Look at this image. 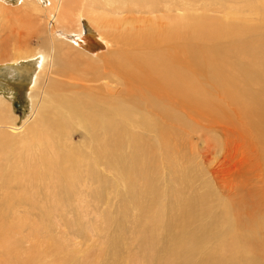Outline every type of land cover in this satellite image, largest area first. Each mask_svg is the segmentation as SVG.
<instances>
[{
  "label": "rangeland",
  "instance_id": "rangeland-1",
  "mask_svg": "<svg viewBox=\"0 0 264 264\" xmlns=\"http://www.w3.org/2000/svg\"><path fill=\"white\" fill-rule=\"evenodd\" d=\"M195 1L211 7L212 11L174 12L169 16L210 18L215 20L207 21L212 26L225 22L220 4ZM235 2L241 6L251 3L253 8L244 7L231 12L237 17L231 22L234 30H241L243 34L236 36L224 32L217 39L221 42L219 50H232L234 53L231 56L241 55L247 63L248 74L258 72L248 75L241 82L257 94L264 87V0ZM51 4V0H0V56L11 57L23 51L27 57L43 48L44 40L57 44L72 42L81 34L75 30H82L84 37L95 40L90 49L84 51L86 55L106 52L110 43L83 12L76 13L77 17L68 15L67 27L62 22L54 24L59 27H50ZM146 15L147 19L155 16ZM159 15L154 17V21L166 22ZM115 16L120 18L122 14L112 15ZM117 33L118 39H121L123 31ZM31 63V60H25L21 64L30 66ZM10 65H0V102H3L0 111L8 115L10 124L0 126V234L4 233L3 239H9L6 251H0V264H16L20 258L19 261L24 260L23 264H171V257L177 258L179 264H186L190 251L195 250L196 254L189 264H200L205 252L211 251L220 258L243 241L248 253L264 264V116L261 115L264 95L247 96L250 111L248 127L243 126L242 113L235 109H232L235 113L228 111L227 115L215 113L213 118L212 114L209 116L202 112L198 121L205 127H198L180 140L186 145L181 153L185 164L178 168L174 179L167 173L162 180L147 184L149 189L147 185L131 189L104 172L100 179L102 186L89 194L85 203H70L66 211L56 212L53 197L45 193L46 188L52 189L56 181L54 166L49 164L50 168L45 170L42 162L35 157L28 166L12 162L26 145L41 144L39 137L26 139L21 130H28L34 118L35 129L48 125L40 117L51 118L56 106L49 102V97H45L46 104L30 94L35 80L27 75L22 77L14 70L15 66L11 70L6 68ZM194 114L190 112L188 115ZM189 120L191 125H196L195 119ZM13 121L16 122L14 125ZM208 124L220 128L213 132ZM159 132L163 134L161 130ZM76 133H73V141L80 144L82 140L75 137ZM145 137L150 144L155 142L152 132L145 133ZM173 137V140L177 138L176 135ZM187 138L189 144L185 141ZM122 141L123 150L130 148L137 152L141 171H155L147 142L133 149L127 137H123ZM220 142L222 145L219 146ZM203 143L208 146L203 148ZM171 144L174 145L172 141ZM205 154H209L208 159ZM158 157L161 170L167 163L161 155ZM64 163L62 159L60 164ZM135 181L143 180L135 177ZM105 184L112 192L108 205L104 204L105 193L102 191ZM151 190H156L152 197L158 199L157 204L121 207L132 195L146 196ZM210 191L214 194L208 193ZM95 192L99 194L95 195ZM200 197H205L207 201L204 209L194 218H188L178 210V205L186 210L191 200ZM161 201L165 210L163 214H160ZM226 204L228 211L221 209ZM227 233H231L233 239H225ZM13 244L14 250L11 251Z\"/></svg>",
  "mask_w": 264,
  "mask_h": 264
},
{
  "label": "bare ground",
  "instance_id": "bare-ground-1",
  "mask_svg": "<svg viewBox=\"0 0 264 264\" xmlns=\"http://www.w3.org/2000/svg\"><path fill=\"white\" fill-rule=\"evenodd\" d=\"M51 1L50 27H59L55 26L58 22L64 26L68 15L71 14L72 18L76 13L83 12L110 43L105 53L88 56L84 51L90 49L95 40L84 37L82 30L74 29L81 34L72 42L57 44L44 40L43 48L27 57L23 51L11 57L0 56V65L10 63L6 68L11 70L15 66L14 70L22 77L27 75L35 80L30 94L46 104L45 97H49V102L56 106L51 118L40 117L48 125L35 129L34 118L28 130H21L26 139L39 137L41 144L26 145L12 159L14 163L28 166L35 157L42 162L45 170L50 168L49 164L54 166L56 181L52 189L46 188L45 193L53 197L56 212L66 211L70 203H85L87 196L102 186L100 179L104 172L131 189L158 182L167 173L174 179L178 168L185 164L181 153L186 145L180 140L198 127H205L198 121L202 112L209 116L212 114L213 118L215 113L226 114L235 109L242 113L243 126H250L247 96L264 95V87L255 94L244 83L241 84L242 79L258 72L248 74L245 59L241 55L231 56L234 53L232 50L220 52L221 42L217 39L224 32L236 36L243 34L241 30H234L231 22L237 17L231 12L244 7L252 9L251 3L241 6L235 1L244 3V0H205L220 4L224 13L225 22L212 26L207 21L215 20L210 18L169 16L174 12L212 11L211 7L195 0H66L64 7V0ZM146 13L161 14L160 19L166 22L154 21L155 16L147 19ZM119 14L122 17H112ZM138 14L147 17H136ZM119 31H123L121 39L117 36ZM25 60H31V65L21 64ZM2 104L0 102V107ZM190 112L195 113L192 115L194 118L188 115ZM261 115L264 116V110ZM28 118L23 122V128ZM189 119H195L196 125H191ZM15 123L13 121L12 125ZM8 125V115L0 111V126ZM214 125L210 124L208 128L218 131ZM75 132V137L82 140L80 144L73 141ZM148 132L156 137L152 144L145 137ZM174 135L177 138L173 140ZM123 137H127L133 149L147 142L155 171L140 170L142 165L137 160V152L125 148V154ZM185 141L189 144L188 138ZM206 145L203 143L202 147ZM159 155L167 163L161 170ZM205 155L208 159L209 154ZM62 159L64 164H60ZM135 177L144 182H134ZM147 186L149 189L150 186ZM104 187V204L108 205L112 192L106 184ZM154 193L156 190H151L146 196L132 195L120 206L134 208L145 203L157 204L158 199L152 197ZM208 193L214 194L213 191ZM206 201L205 197L193 199L186 205V210L181 204L178 210L188 218H194L204 209ZM160 205V214H163L162 201ZM221 209L228 211L229 207L226 204ZM229 219L234 221L232 216ZM0 238V251H6L9 239H3L4 233L0 234ZM225 239H233L232 234L227 233ZM245 245L243 241L220 258L207 251L200 264H260L248 253ZM13 247L14 244L11 251ZM190 252L186 264L191 263L196 254V250ZM20 259L15 263L23 264L24 260ZM171 262L179 264L174 257H171Z\"/></svg>",
  "mask_w": 264,
  "mask_h": 264
}]
</instances>
